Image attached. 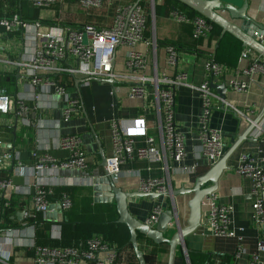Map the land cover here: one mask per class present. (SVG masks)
<instances>
[{
	"label": "crops",
	"instance_id": "1",
	"mask_svg": "<svg viewBox=\"0 0 264 264\" xmlns=\"http://www.w3.org/2000/svg\"><path fill=\"white\" fill-rule=\"evenodd\" d=\"M226 1L237 10L247 2L248 16L264 27V0ZM135 2L136 0L128 3L123 0H106L102 8L86 11L80 7L78 0H59L51 8L35 7L28 0H0V16L2 15L0 19L14 14L20 15L22 20L31 25L29 35L32 36L26 39L20 29L7 33L0 28V74L3 75L0 88L6 89L11 96L21 100L25 107L18 109L17 114L0 113V130L5 143L2 152L13 155L12 160H5L1 158L3 153L0 154V180L13 182L6 191L0 189V257L5 260L0 261V264H37L35 260L37 245L79 246L94 234L103 235L118 247L117 264H139L130 238L127 239L129 230L117 223L118 213L114 200L101 201L102 196L98 194L101 193L98 188L100 177L105 176L103 155L108 158L113 153L111 137L113 118L132 121L143 119L146 133L133 134L135 144L140 147L146 146L147 137L154 138L156 144H159V128L153 103L146 104L142 98L131 97L125 82L112 84L86 80L82 76H77L80 79L77 82L71 76L55 75V79L68 88L66 95H58L53 86L42 91L41 87L34 88L31 85L30 72L27 69L19 70L14 65L4 62L7 59L22 61L31 59L34 47L39 44V40L33 38L37 30H46L57 25L107 26L112 22L116 6ZM163 2L164 0H147L146 5L141 2L140 5L148 15L145 36L150 41L155 38L157 42V63L160 70L175 74V70L166 64L167 45L176 46L181 55L178 70L184 74L185 82L177 87L175 109L176 121L185 135L186 154L179 165L170 159L173 165L172 190H181L192 188L196 179L206 174L211 167L198 135V122L203 112V103L199 91L192 87L200 86L205 81L206 60L219 53L225 61L223 65L226 71L216 82L226 84L225 99L233 108L216 102L210 124L222 130L226 153L238 137L249 131V120L239 116L235 108L250 112V118L254 120L264 107V74L254 73L251 77L243 74L255 59L264 62V58L255 51L242 58L243 51L249 48L243 47L242 44L235 46L236 41L231 37L223 38L225 46L220 50V40L212 33L206 37L194 38L193 22H178L171 17V12L178 8L191 17L200 15L186 12L187 8L183 9L179 4L174 5L169 13L163 9L157 14L156 3ZM218 13L238 26L243 24V20L233 18L228 9H219ZM37 22L41 23L39 28L35 26ZM137 49L148 54L149 61H152L151 45L139 43ZM127 50L125 46L118 48L116 55L118 70H124ZM57 76L71 77L74 81L64 82L62 78L57 79ZM233 79L247 81L248 91L232 90L229 82ZM70 99L79 101V111L69 121H64L63 111ZM259 125L264 126V117ZM126 127L131 132L137 131L136 124H129ZM69 134L82 136L88 166L59 170L50 168L36 172L38 158L44 154L59 161L70 156L69 150L59 147L60 137ZM247 137L227 159L228 169L220 176L216 190L220 202L234 205V227L246 228L243 240L240 242L235 237L215 236L202 218V225L185 237L183 245L176 247L174 264H206L211 259H220L222 264H249V255L256 249L258 238L264 240V225H257L253 221L252 205L256 195L253 192L252 180L235 171L242 154L253 157L264 155V134L255 128ZM181 165L195 166L196 169L186 173L178 168ZM120 169L121 175L116 184L128 192H140L142 179L163 175L161 162L152 156L124 162ZM38 182L51 187L54 192L51 200L59 199L64 194L70 196L73 201L72 208L64 211L52 209L48 212L50 216L48 213L28 216L27 211H30L32 195ZM209 185L211 184H206ZM192 197V193L175 197L166 195L155 200L149 197H132L129 199V210L136 218L146 222L155 207H161L162 212L174 208L180 226L184 227L189 218V202ZM9 199L16 205L8 216V225L5 223L4 206L7 203L9 205ZM20 212L24 213L22 219L18 216ZM38 219L51 223V226L40 223L43 229L41 239L36 238ZM111 228L121 229L125 234L116 237L111 234ZM176 231V226H173L165 236L172 238ZM138 242L147 264H168L170 252L168 243L156 244L144 235L138 236ZM261 258L264 260V253H261Z\"/></svg>",
	"mask_w": 264,
	"mask_h": 264
},
{
	"label": "built area",
	"instance_id": "2",
	"mask_svg": "<svg viewBox=\"0 0 264 264\" xmlns=\"http://www.w3.org/2000/svg\"><path fill=\"white\" fill-rule=\"evenodd\" d=\"M30 4L38 8H51L59 0H28ZM106 0H78L81 8L86 11L100 9ZM171 17L178 22H193L194 38L206 37L211 33V24L207 19L190 15L175 8ZM40 27L41 23H35ZM148 26V15L140 4H128L116 6L111 24L107 26H96L85 24L79 27L57 25L46 30H37L35 39L39 40L38 46L34 47L31 59L5 60L4 62L14 65L17 69H27L30 72L31 85L41 87L46 91L48 87H55L58 95H66L65 84L59 83L55 75L83 78H99L103 80L113 78L116 82H125L129 87L131 97L142 98L146 104L153 103L157 125L159 128V144L154 138L147 137V145L140 147L135 144L133 134L145 135L146 125L143 119L119 120L113 118L111 121V137L113 153L107 158V170L111 178L116 182L121 175L122 163L135 158L154 157L162 164L163 175L156 178L142 179L140 182L141 192H157L163 196L172 195V168L170 159L178 165L185 157V135L180 130L176 121V95L177 87L185 82V76L178 70L180 51L174 45L166 46V64L175 70L171 75L161 71L157 63V42L151 41L145 36ZM31 25L22 20L20 15L0 19V28L5 32L20 29L26 39L30 36ZM32 37V36H30ZM259 40L264 43V36ZM139 43L151 45L153 51L152 61L148 54L137 49ZM128 48L124 57V70H118L116 55L118 48ZM254 51L247 49L243 51L242 58H246ZM206 79L200 86H192L200 93L203 112L198 122V135L201 146L208 164L212 167L225 154V140L222 130L210 124L211 114L216 102H222L224 106H233L223 100L212 88V83L225 73L226 68L217 62L214 57L208 58L205 63ZM254 73L264 74V62L255 59L252 65L243 71L244 76L251 77ZM229 87L237 92H246L249 83L244 80L233 79ZM21 100L11 96L6 89L0 88V113H19L18 109H24ZM79 111V101L70 99L63 111V120L69 121ZM235 112L249 120L250 112L235 108ZM136 124L137 131L131 132L127 125ZM260 133L264 134V126L258 125ZM4 140L0 130V154L4 148ZM59 147L69 150L70 156L65 160H56L48 154L38 158L36 172L47 169L59 170L62 168H86L88 160L83 149V138L79 134H69L60 137ZM1 158L12 160L11 153H3ZM183 172H192L195 166L181 165ZM235 171L251 178L253 192L256 195L253 208V221L257 225H264V155L253 157L242 154L235 166ZM13 185L11 180H0V189L6 191ZM53 190L46 183H36L31 199L30 211L27 215L34 217L38 213L52 211L50 205L59 203L61 210H69L73 206L70 196L64 194L59 199L51 200ZM8 205V203H7ZM162 213L161 207H155L150 213L147 223L157 224ZM235 207L232 203H222L216 192L206 196L203 201V220L212 233L218 237H235L240 242L244 238L246 228L244 226L234 227ZM264 253V240H257L256 249L249 255V264H264L261 258ZM1 254V250H0ZM240 252H238V255ZM237 255V256H238ZM119 257L118 247L108 241L101 234H94L79 246H50L37 245L35 247V260L37 264H117ZM1 262H5L0 257ZM206 264H222L220 259H211Z\"/></svg>",
	"mask_w": 264,
	"mask_h": 264
},
{
	"label": "water",
	"instance_id": "3",
	"mask_svg": "<svg viewBox=\"0 0 264 264\" xmlns=\"http://www.w3.org/2000/svg\"><path fill=\"white\" fill-rule=\"evenodd\" d=\"M142 0H136L135 4H140ZM179 2L185 4L189 8L196 11L200 16L205 19L210 20L213 24H216L222 28V36L226 33H230L237 39L242 42L243 47L250 48L256 53L261 55L264 58V43L259 40L260 36H264V27L254 21L251 17L248 16L247 2H245L239 10L234 9L232 5H228L226 0H178ZM219 9H228L231 12L233 18H240L243 20V24L238 26L233 23L231 20L225 18L220 13ZM78 82L79 78L74 77ZM86 80H98L105 81L112 84L117 83L113 78L103 80L99 78H87ZM212 88L216 89L218 94L223 100H226L227 86L225 83H212ZM264 117V107L262 108L261 113L256 119L250 123L249 131L240 137L234 143V145L223 155V157L215 163L208 172L195 181V184L192 188L181 189V190H172V196H177L184 193H192L193 197L189 202L190 214L187 221V225L182 227L180 226L176 209H167L164 210L157 222L156 225H150L147 222H143L136 218L129 210V199L132 197H149L151 200H155L163 197V195L157 192H128L122 190L116 182L111 178L107 170V157L103 155L104 167H105V176L100 177V186L98 193L101 197V201L110 200L115 202L116 210L118 213L117 223L124 224L128 227L130 232V242L134 249V253L137 257L139 264H147L145 255L141 250L138 242V235L148 237L156 244H166L170 245L169 260L168 264H174L176 247L184 244V239L188 235L194 233L202 225L203 218V201L204 198L210 195L213 192H216L218 180L222 173L228 169L227 159L232 154V152L238 147V145L246 138H248V133L257 128L259 123ZM94 132V131H93ZM210 183L211 185L206 186ZM50 209L61 210L59 203H54L50 205ZM24 213L20 212L18 214L19 219H22ZM50 216V213H48ZM173 226H176L177 231L172 238H167L165 233L172 229Z\"/></svg>",
	"mask_w": 264,
	"mask_h": 264
},
{
	"label": "trees",
	"instance_id": "4",
	"mask_svg": "<svg viewBox=\"0 0 264 264\" xmlns=\"http://www.w3.org/2000/svg\"><path fill=\"white\" fill-rule=\"evenodd\" d=\"M123 1L128 3V2H131L133 0H123ZM141 4L146 5L147 4V0H142ZM176 4H179L180 7H182L183 9L187 8L186 12H188V13H190L192 15H198V13L196 11H194L191 8H189L185 4L179 2L178 0H164L163 4L156 3L155 11L158 14V13H161L163 9H165L166 12L169 13L170 10H172V8H174V5H176ZM0 17H2V15ZM207 21L211 24V33L213 34V36L220 40V43H219L220 48H219V50L223 49V47L225 46V39H226L225 37H228V38L231 37L232 39H234V41H236L235 42V46L242 44V42L239 39H237L236 37H234L230 33H226L224 36H222V28L220 26L216 25V24H213L208 19H207ZM223 38H225V39H223ZM164 43L176 44L177 42L175 43V42H172V41H164ZM235 46H233V47H235ZM214 58H215V60L217 62H219L221 64H225L224 63L225 61L223 60L222 57H220L219 53H216ZM61 78H62V81H64V82H73L74 81L73 78H71V77L57 76V79L61 80ZM65 78H67V79L64 80ZM2 79H3V75L0 74V80H2ZM15 205H16V203L12 199H9V205L5 204V206H4V218H5V223L6 224H8V222H9L8 216H9V214H11V212L14 209ZM40 223H44V225L46 224V225L51 226L50 222H44V221H41L40 219H38L37 222H36V228L38 227V229L36 230V238H38V239H41L42 233H43V229H41ZM122 225H124V224H122ZM124 226H126V225H124ZM126 228L128 229L127 226H126ZM139 235H142V234L139 233ZM129 238H130V234H129V232H127V239H129ZM47 245L53 246L51 244H47ZM58 247H63V246H58Z\"/></svg>",
	"mask_w": 264,
	"mask_h": 264
},
{
	"label": "rangeland",
	"instance_id": "5",
	"mask_svg": "<svg viewBox=\"0 0 264 264\" xmlns=\"http://www.w3.org/2000/svg\"><path fill=\"white\" fill-rule=\"evenodd\" d=\"M111 230V234H113L114 236H116V237H119V236H121L122 234H125L121 229L120 230H117V229H114V228H111L110 229ZM104 234H106V233H104ZM110 237V236H109ZM111 239H114V238H112V237H110ZM180 253H181V255H182V250H180Z\"/></svg>",
	"mask_w": 264,
	"mask_h": 264
}]
</instances>
